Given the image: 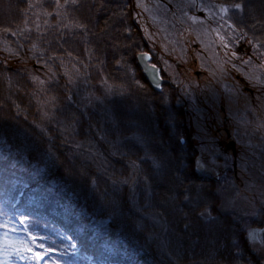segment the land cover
<instances>
[{"label": "rangeland", "instance_id": "374dc122", "mask_svg": "<svg viewBox=\"0 0 264 264\" xmlns=\"http://www.w3.org/2000/svg\"><path fill=\"white\" fill-rule=\"evenodd\" d=\"M96 1L0 0L1 7L10 5L8 17L16 24L9 22L0 29V158L16 149V143H22L27 148L35 147L32 153L41 159H52L57 149L52 148L51 143L60 141V132H67L68 124H73L72 127L77 125L71 117L72 112L86 109L90 98L96 101L95 93H99L103 106L108 102L115 104L114 111L121 121V129L131 130L127 137L119 134L116 149L123 150L126 144L131 145L130 140L141 141L146 146L141 149V156L149 157L152 161L144 162L135 172L140 168L153 172L155 179L149 178L152 193L148 195L154 198L148 204L133 205L137 206L145 220L153 218L155 207H161L163 215L154 217L160 224H142L138 214L128 208L111 213L112 219L119 222L122 230L130 233L124 244L104 241L105 230L100 226V221L94 220L92 212L80 213L83 217L80 223L72 212L69 213L72 220H66V215L61 213L56 217H61L62 221L45 217L46 213H57L61 206L69 208L71 205L74 208L75 203L71 201L67 206L65 196L69 190L62 194L59 184L52 189L48 178L35 175L36 171H32L18 150H14L12 156L20 162L21 169L17 168L9 174L4 168L5 185L11 188L15 202L51 226L57 245L67 251L64 254L79 251L83 242L89 240L88 246L83 249L89 252L94 250L95 254L85 256L86 264H229L235 260L223 254L238 246V250H243V243L250 244L248 257L251 258L248 264H264V189L261 187L262 182L264 185V174L248 176L245 173L247 166L244 169L235 167L234 152L230 159L221 152L217 125L205 122L207 132L204 129V134L193 137L187 131L191 117L189 109L187 111L182 106V99L189 94L191 104L203 110L210 108L222 112L219 106L224 99H229L237 110L231 114L233 119L223 120L224 114L221 113L223 115L220 114L221 122L218 125L236 131L230 140L244 146L238 161L247 160L245 152L252 159L256 158L258 148L253 147L247 137L258 145L260 140H264L263 74L261 65H255L253 61L255 55L264 61V0H105L110 5L122 4L121 11L125 9L131 18L126 33L127 47L116 59V65H119L116 70L105 67L102 60L103 48L106 47L107 53L111 54L116 45L111 43L109 47L103 41L108 35V27L93 36L96 46L88 48L90 55L71 57L64 54L74 53L76 47L73 44H77L83 34L86 35L90 21L99 23L104 20V16L95 9ZM237 3L241 5L239 9L233 7ZM221 7H227L228 12H221ZM214 16L217 29L212 31ZM113 18L117 19V23L111 22L109 32L117 36L118 42L122 38L118 28L128 17L117 15ZM200 19L205 26L195 22ZM44 22L48 24L51 35L44 37L43 41L33 39ZM190 32L204 52L194 54ZM6 39L10 44L6 45ZM241 44L251 47L242 48ZM52 47H57L58 52ZM81 52L85 53L84 50ZM140 53L149 54L151 64L154 65L155 60L159 63L168 82L162 85V91H153L152 99L155 102L135 97L131 105L124 106L128 94L145 96L146 86L141 84L136 73L137 68L146 78L138 58ZM130 60L133 64L126 66ZM194 60H198L201 66L215 67L218 75L209 71L201 79L198 78L192 74ZM177 63H181L180 66ZM12 66L16 69L13 70ZM36 66L38 68H34ZM54 66L57 67L55 75L52 73ZM243 66L246 68L242 71ZM20 69L24 70L23 75L17 73ZM89 71L92 74L88 76ZM115 72L134 76L139 82L134 84L133 89L124 90V80H117L120 82V89L117 90L106 77ZM45 74L50 76L43 77ZM57 77L64 78L66 82H55ZM236 78L246 83L242 87H231L229 84H234L231 80ZM166 95H170L167 101L162 100ZM215 112L212 114L216 115ZM237 122H244L248 126L252 122L260 123L261 130L246 135ZM90 124L93 126L92 122ZM211 126L214 132H210ZM180 134L184 136L180 138L181 145H178L177 152L182 153L184 158L181 160L178 156L171 171L163 174V158L166 156L158 155L170 139L178 140ZM76 135L84 139L81 132ZM32 140L40 142V145L29 144ZM87 140V161L94 159L96 154L100 156L106 152L101 140ZM187 144L195 147L196 157L192 158V150L189 154L185 153L186 149H190ZM221 145L227 147L225 143ZM263 153L264 150L260 149L257 160L261 159ZM217 156L224 157L227 162L217 160ZM189 159L191 163L196 162V174L189 172L184 165L186 161L189 164ZM36 160L39 168L43 169L44 165L39 159ZM55 165L58 166L57 163ZM97 166H101V162ZM204 167L212 171L201 172ZM228 169H232L230 175H226ZM30 171L31 174H28ZM22 174L35 176V179L23 184L19 180ZM237 177L242 183L243 193L235 189L233 181ZM204 179H214L215 182L205 185L202 183ZM162 185L175 187L178 190L175 193H182L186 198L178 201L175 197L157 194ZM118 189L116 185L109 190L102 188L103 192L110 194L109 202L113 192ZM216 194L219 201L212 203L210 197ZM76 196L85 198L80 193ZM93 207L97 213H101ZM101 223L108 221L101 220ZM232 223L239 225V229L232 230L233 235L225 238L217 235L223 226ZM70 232L80 236L75 239ZM144 232L157 236V239H144L141 235ZM237 253L245 255L243 252Z\"/></svg>", "mask_w": 264, "mask_h": 264}, {"label": "trees", "instance_id": "16d2710c", "mask_svg": "<svg viewBox=\"0 0 264 264\" xmlns=\"http://www.w3.org/2000/svg\"><path fill=\"white\" fill-rule=\"evenodd\" d=\"M96 2L97 3L95 6V9H97V12H99L101 15L104 16V20L99 21V23H94V22L90 21L88 24V31H87L86 35L83 34L81 40H79L77 44H73L76 47V50L74 51V53L71 51V52H64V54H67L66 56H71V57H82L85 54L90 55L88 48L90 46H96V43L95 42L93 43V36L95 35L96 32H99L101 30H105L108 27V30H107L108 35L107 36H109V37L106 36V38L103 39V41L109 47H110L111 43H113V44L115 43L116 45L113 48V53L108 54L106 49H105L106 47L103 48L104 43L102 41V48L104 49V54H103L104 56H103L102 60L105 61V64H104L105 67L112 69V70H116L119 67V65H116V59L119 56V54H121L123 52L122 49L127 47V42H126L127 35H126V33H127V26L130 27L129 20L131 18L129 16V14L126 13L125 9L123 11H121L120 7L122 6V4L110 5V4H107L105 0H97ZM10 9L11 8H10L9 4H7L5 6V8L0 6V16H3L6 14V16H3V17H5L7 19L6 22H4L0 19V29L2 28L3 25L8 24L9 22L15 24V22L11 18L8 17V15L11 13ZM117 15L120 17H123L124 15H126L128 17V20L125 21L123 23V25H121L118 28L119 33L122 36V38L118 42H116L117 36H115V34H113V32H109L112 29L111 27L109 28V25H112L111 22L117 23V21H116L117 19L113 18L114 16H117ZM90 18H95V17H90ZM45 22H49V20H46ZM50 33L51 32H48V24L45 23L41 27V29L37 32V34L35 36H33V39L38 38L41 41H43L44 37H48L51 35ZM43 34H45V35H43ZM27 39H28V37L26 39H24V41ZM5 43H6V45H8V44H10V41L8 39H6ZM52 48L58 52L57 47H52ZM60 49L65 50L67 48H60ZM82 50L85 51L84 54L81 52ZM93 51L95 54V50H93ZM131 64H133L132 60H130L126 64V66H129ZM12 68H13V70L16 69L15 67H12ZM34 68H38V66H36ZM52 73L54 75L57 74V67L54 66ZM119 73H122V72H115L111 76H108V75L106 76L107 79L114 85V87L117 90L120 89V82H118L119 80L117 81V79H115V78H116L117 74H119ZM136 73H137V76H138L141 84L145 85L146 87L147 86L151 87L149 80L147 79L148 77L146 74H145L146 75V78H145L140 73L139 69H137V68H136ZM90 74H92L91 71H89L88 76ZM114 75H115V77H114ZM42 76L47 77L50 75L45 74ZM128 76H130V75H128ZM128 76L125 73H122V80H124L125 84H126V77H128ZM93 77L95 78L94 74H93ZM131 77H133L137 81V79L134 76H131ZM122 80H120V81H122ZM55 82L61 84V83H65L66 80L62 77H57ZM163 84H165V83H163ZM103 89H102V91H103ZM95 95H96V104H92V105L89 104V106H87L86 109H84L83 111H79L78 113L80 114V117L86 118L87 124L90 127H94L95 131L98 132L100 135L105 136L104 139H106V140H109V141H115L116 140L117 141V139L119 138V134L123 137H127L131 130L127 129V128H123V127L121 129V121H120L119 117L115 114V111H114V108L116 107L115 104H112V102H108L106 104V106H103V104L101 102L102 96L99 93H95ZM114 96L117 97V94H114ZM124 96L126 98V94H124ZM135 97L139 98V99L143 98L144 100L149 101V102H155V100H153L152 98L146 97V99H145L143 96H139L136 94H128V96L126 98L127 102H124L123 105L124 106L131 105V102L135 101ZM162 100L167 101V98L163 97ZM113 101H115V100H113ZM118 109L122 110L119 107H118ZM160 109H165V108H160ZM96 111H101L102 117H98L97 115H95ZM75 114H77V113L72 112V114H71L72 119L75 116ZM260 117H262V116H260ZM90 122L93 123V126L90 124ZM254 124L258 130L257 132H260V130H261L260 123H254ZM239 125L244 129L246 135H250L251 133H254L253 131H251V125L248 126L244 122L239 123ZM206 126H207V123L204 125V129L207 132ZM107 130H113V131L119 130V132L116 135L113 134L110 138H107L108 137ZM120 130H121V132H120ZM154 133H155V135H157V132H154ZM60 138H61L60 141H54L51 143V147L57 149V154L54 155L52 160H54L55 162H58V163L59 162L65 163L64 168L68 172H67V174H62L60 176V179L62 181H66L68 177L73 180V186L75 187V189H69V193L67 194V197H68V199L71 200L75 196V194H77L79 192L85 198L89 199L92 197V194L90 192V186L93 184H96L95 169L100 167V166H97V163L100 161L97 158L96 159L92 158V159L88 160L86 162V166H85V168L87 169V171L85 173L84 168L77 164V161L80 158V157H77V154H81V151L77 152L74 155L73 151L71 149H67V147L63 144L64 140L72 139L73 134L62 131V132H60ZM76 139L79 140L80 139L79 136L76 135ZM247 139L249 142H251L250 143L251 145L259 146V148L257 150L256 158L254 159V162L247 165L246 171L248 173V176H254L258 173L264 174V153H263L261 159L257 160V158L259 156L260 149L264 150V140H260L259 145H258L256 141L251 140L248 137H247ZM130 141H131V145L126 144L125 148L121 151L125 155H130L131 159H133V158H135L133 153L137 152L139 149L140 150L142 148L145 149L146 146H144L143 144L140 145V143L137 141H132V140H130ZM97 142H99V141H97ZM86 143L88 144L87 139H86ZM29 144L40 145V142H38L36 140H32L29 142ZM14 150L15 151L18 150L19 155H21L28 162V165H29V167H31L32 171H36L35 175H37L38 177H44V178L47 177L49 183H51L52 189L57 187V185H58L57 181L54 179V182H52L53 178L50 177L45 172L44 168L43 169L39 168L36 158L29 156V155L33 154L32 153L33 150H36L35 147H28L27 148L22 143H16V149H14ZM14 150L9 151L6 154V157L0 158V193H1L0 206H2L4 212L12 213V216L14 218H20L21 216L26 215L27 217H29L31 219V222H30L31 228H29V230L33 231L34 234H36L38 237L44 236V237L48 238L46 246L50 247L51 253H50L49 257H45V260H47V264H50L52 253H58V255H59L57 264H79V262H77V261L70 260L67 256L68 254H64L67 251H64L57 244L54 243V241H56L54 230L51 228V226L46 221H44L42 218H40L38 215H36L32 211H29L27 208L21 207L20 209H18V207H17L18 202H15V199H14L12 193L10 192L11 188L9 186H6L5 181H4V173H5L4 168L7 170V173H9V174L14 173L17 168L21 169L20 162L15 157L12 156L14 154L13 153ZM105 151L106 152L108 151V148L106 146H105ZM162 153H164L166 156V158L164 159V163H163L164 167H162V173L168 174L171 171V169L175 166V163L177 160V159H175L174 161H172V159H171L172 155H176V154L179 155V153H177V147H175L174 145H171L169 143V141L166 144ZM71 159H73V160H71ZM122 161H125V160L121 159V160L115 161L113 163V165L111 166L112 170L118 171L120 168V163ZM138 167H136L135 169H137ZM187 169L192 174H196V170H197L196 162L193 161ZM228 170L232 171V169H228ZM32 171H30V173H28V174H31ZM148 173L150 175L149 178L151 180H154L155 178L152 177L153 172H151V170H149ZM28 174L26 176L24 174H22L19 177L20 182H22L23 184H25V183L29 184V182L31 180L35 179V176H30ZM149 178L147 180V186H146V191H145L144 197H143V199L138 200L136 202V204L145 205V204H148L154 198V197L148 195L149 192L152 193V187H151V182L149 181ZM214 182H215L214 179L202 180V183L205 185H209V184L214 183ZM262 183H261V187H262V189H264V185ZM82 187H83V189H82ZM100 190H101V193L103 196L105 195L107 198H110V194H106L105 192H103L101 187H100ZM4 192H5V194H4ZM155 196L158 197V195H156V194H155ZM214 198H215V201H214ZM51 199H52V197H51ZM111 199L116 200V201L122 200L121 197H119L118 195H115V194H113L111 196ZM210 201L212 203L218 202L219 196L217 194L214 197L211 196ZM92 204L96 208L99 209L101 202H97V201L95 202L94 201ZM71 208H72L71 205H70V209L65 207V206H61V208L59 209V211H57V213H46L44 216L51 218V217H56V214L61 213L63 215H66V220H69V219L72 220V217L69 215V213L71 212ZM129 209L135 211L138 214L139 222L142 224H160L159 221H157L154 217L163 215V209L161 207H155L153 209L154 210L153 211L154 212L153 218L145 220V219H143L142 213H141V211L138 210L137 206L133 205V206L129 207ZM19 210H22L24 212H19ZM99 210L101 212H107V209L104 206L101 207V209H99ZM0 216H1V214H0ZM0 222H3V220H0ZM8 227L9 228L17 227L18 229L20 228L16 224V222L12 223L11 225L8 224ZM235 228L239 229V225L237 223L225 225L217 233V235L221 238H225L228 235L231 236L234 234L231 232ZM4 230L5 229H0V232H2ZM15 235L26 236L27 234L24 233L23 231H18L17 233H15ZM141 235H142V237H145L144 239H149L150 241H155L157 239V236L151 235V234L146 233V232L142 233ZM238 247H240V246H238ZM238 247L232 248V250H229L228 252L224 253L223 256L229 258L230 260H235L229 264H248V262L251 258V257H248L250 254V244L243 243V245H242L243 250H238ZM77 252L78 251H75L72 253H77ZM237 252H243V253H245V255L240 256ZM77 254H79V253H77ZM77 254H71V255L76 256ZM208 263L216 264L215 262H208ZM0 264H25V262L18 261L13 256V254L11 252L5 253L3 251H0ZM40 264H44V261H41ZM84 264H86V262Z\"/></svg>", "mask_w": 264, "mask_h": 264}, {"label": "bare ground", "instance_id": "6f19581e", "mask_svg": "<svg viewBox=\"0 0 264 264\" xmlns=\"http://www.w3.org/2000/svg\"><path fill=\"white\" fill-rule=\"evenodd\" d=\"M221 1H223V0H220L219 2H221ZM226 1H228V0H226ZM3 16H6V14ZM3 16H0V19L2 21L6 22L7 19ZM195 22L203 24L201 19L198 21H195ZM212 23L214 24V27L211 28V30L213 31V29H217V20H216L215 16L212 19ZM203 25L205 26V24H203ZM204 29H205V27H204ZM204 29H203V32H204ZM189 31H187V32H189ZM208 31L210 32V29H208ZM258 33H259V35L262 34L261 32H258ZM189 34H191V32ZM198 46H199V43L197 41V38L193 39L192 43H191V47H192L193 51L195 52L194 53L195 55L198 52ZM241 47L242 48H249V47H251V45L248 46V45H242L241 44ZM147 52H152V51L147 50ZM140 54H142V53H140ZM140 54H138V58H139ZM85 55H87V54H85ZM253 61H254L255 65L256 64L261 65L262 74H263L262 81L264 82V61H263V59L261 57H257L255 55ZM195 63H197V62L195 61ZM180 64L181 63H177V66H180ZM154 65H156V67H158L160 69V74H161L163 83L166 84L168 82V79L163 74L162 68L156 60L154 61ZM140 66H141V64H140ZM12 67H15V66H12ZM244 68H246V67H244V66L241 67V70L243 71ZM195 70L201 71L203 69L198 67V68H195ZM209 71L212 74H215V76L218 75L216 73L217 71H216L215 67H210ZM17 73H20L21 75H23L24 71L22 69H20ZM144 73H145V71H144ZM236 73H237V70H236ZM116 79L119 81L122 80V73L117 74ZM147 79L149 80V83H150L152 88H150L148 86L145 88V90H144L145 96L144 97L152 98L154 96L153 90L154 91H157V90L154 88L151 79L150 78H147ZM137 82L138 81H136L131 76L126 77V84H125L126 86H125L124 90L133 89L134 84ZM231 82L234 83L233 85L229 84L231 87H242L243 86L242 81L238 78H236V80L235 79L231 80ZM165 97L168 99L170 97V95H166ZM182 100H183L182 106L186 107L187 111L189 109L188 114L191 117H190V124H189V127L187 128V131H189V133L193 137H196L200 134H204V123L205 122H207L211 125H217L216 126V134L218 135V137L220 139L219 145L221 148V152L225 156L229 157V159L231 157L232 152H234V156L236 158L235 167L238 166L241 169H244L248 164L254 162V159H252L249 155H247V152H245V158L247 160H239L238 161L239 154L242 150H244V146L237 144V143L230 140V138L233 137V134L236 133V131L231 130V129L228 130L224 127H221V125H218L221 122L220 117H219L221 113L224 114V115L221 114V115H223V118L228 117L229 119H233L231 114H233L237 110L236 106L229 103V99H224L223 104H221L219 106L218 109H221L222 112H215L214 110H212L210 108L208 110H203L200 107L191 104L189 94L187 96H185ZM89 104H91V105L96 104V101L94 99L90 98ZM212 112H215L216 115L212 114ZM95 115H97L98 117H102V112L96 111ZM73 119L77 123V125H74L72 127L73 124H68L67 130H66L67 133L73 134V138L69 139V140H64L63 144L67 147V149H71L73 151L74 155L77 152L81 151V154H77V157H80L77 161V164L84 168L85 173L87 170L85 168V166H86L87 156H88V150H87V147L85 146V145H88L86 143L87 138L93 139L95 141L101 140L102 145H105L108 148V151L101 153L100 156L98 154L95 155V158L99 157V161L101 162L102 165L95 169L96 184H93L90 186V192L92 194V197L87 199V198L76 196L70 200V199H68L67 196H65L66 200H68L67 206H69L71 201H73L75 203V207L71 208V212L76 215V220L79 223L83 221V217L80 215V213L81 214H84L85 212L94 213V220L100 221V226L105 230L104 241H106L108 243H124L125 244V243H127L126 236H130V233L127 230L123 231L122 226L119 224V222L114 221V219H112L110 214L115 212V211H118L120 209H123V208L129 209V207L133 206V203H136L138 200L143 199L145 191H146L147 180L150 177V175L147 171H144L143 168H140L139 170H136V172H135V168L142 165L144 162H147V163L151 162L152 159L149 157H146V156H141L143 153L140 149L135 153V156H137V157L131 159L130 155H125L122 153L121 150L116 149V140L115 141H109V140L104 139L105 136H102L99 133H97L95 131L94 127H90L86 122V118H81L79 113L75 114ZM70 127H72V128H70ZM210 130H211L210 132H212V131L214 132L212 126L210 127ZM251 131H253V132L258 131L253 122L251 124ZM77 132H81L84 135V140L83 139H79V140L76 139ZM118 132H119V130L118 131L107 130V133H108L107 138H110L113 134L116 135ZM183 136H184L183 134H180L178 137V140L170 139L169 143L178 148V145H181L180 138ZM222 140L225 142H221ZM181 141L185 142L184 139H182ZM139 143L141 145V141ZM221 143L222 144L225 143V145L227 147H222ZM187 145L189 146L190 149H186L185 153L189 154L192 150V151H194V152H192V154H193L192 158L196 157L195 147H192L189 144H187ZM253 147L259 148V146H253ZM177 153H179V152H177ZM163 154L164 153L159 154L158 157H161ZM29 156L39 159V161L44 165L45 172L50 177L55 179L57 181V183L61 186L60 189L62 191V194H65V190L75 189V187L73 186V180L71 178L68 177L66 181H62L60 179V176L62 174H67V173L63 172V171H66L63 163L55 162L52 159H50V160L41 159L40 157L35 156L34 154L29 155ZM138 156H140V157H138ZM178 156H180V159L183 160V158H184L183 154L179 153V155H177V154L172 155V157H171L172 161L177 159ZM165 158H163V159H165ZM121 159H124L125 161H122L120 163V168L118 171H113L111 166L113 165V163L115 161L121 160ZM191 159H189V164L187 163V161L185 162V164H184L185 167H189V165L191 163ZM71 160H73V159H71ZM217 160L227 162V160H225L224 157H220V156H217ZM55 163H57L58 166H56ZM185 167L183 166L184 169H186ZM208 171H212V170H209V167L208 168L204 167L203 171L201 170V172H203V173H205V172L207 173ZM245 172L248 175L246 170H245ZM231 173H232L231 170L226 171V175H230ZM139 180H142V181H139ZM233 182H234V186H235L236 191L238 193H243L244 189L242 188V183H241V181H239V178L237 177ZM114 185L119 186V189L117 191H114V192L112 191L113 194L118 195L119 197H121L122 200L116 201V200L111 199V201L109 202L108 201L109 198H107L105 195L104 196L102 195L100 187L109 190ZM82 189H83V187H82ZM177 191L178 190L175 187L169 188V187L162 185L157 190V194H159L161 196H172V197H175L176 200H178V201H183L186 197L182 193H175ZM94 201L95 202L96 201L101 202L99 209H101V207L104 206L107 209V212L97 213L93 207V204H92ZM240 206L244 207V204H241ZM69 209H70V207H69ZM104 214L106 216L101 220H106V221H108V223H101V220L99 219ZM50 219L51 220H58V221L63 220L61 217H51ZM70 233H71V235L74 236L75 239L80 236L74 232H70ZM87 233H90V232H87ZM87 238H89V237H87ZM88 241L89 240H86L85 242H83V244L81 245L82 247H80V250L77 252L79 254L73 253V254H77L76 256L68 254L67 255L68 258L70 260H74V261L79 262V264H84L86 262L85 256L95 254L94 250H91L90 252L84 251L83 248L88 246L87 245ZM54 243L57 244L56 241H54ZM58 258H59L58 253H52L50 264H57Z\"/></svg>", "mask_w": 264, "mask_h": 264}, {"label": "snow or ice", "instance_id": "6c2138e0", "mask_svg": "<svg viewBox=\"0 0 264 264\" xmlns=\"http://www.w3.org/2000/svg\"><path fill=\"white\" fill-rule=\"evenodd\" d=\"M75 2V0H73ZM195 2V0H192ZM234 8L239 9L240 4H234ZM221 12L227 13V7H221ZM153 73H155V67L152 68ZM159 87V85H156ZM19 229L17 227H8V222H0V229H5L0 232V251L5 253L11 252L13 256L18 260L25 262V264H40L41 261H44V264H47L45 257H49L51 253L50 247L47 245V237L37 236L33 231L29 230V225L25 220H20ZM18 231H23L26 233V236H17L15 233ZM75 247V245H72Z\"/></svg>", "mask_w": 264, "mask_h": 264}, {"label": "water", "instance_id": "95a60500", "mask_svg": "<svg viewBox=\"0 0 264 264\" xmlns=\"http://www.w3.org/2000/svg\"><path fill=\"white\" fill-rule=\"evenodd\" d=\"M150 60H151V56L147 53L139 55V62L143 70L145 71L146 75L148 76V78L151 79L154 88L157 91H161L163 80H162L160 71L156 66H154L155 73H153L152 71L153 65L150 63ZM156 85H159V87H157Z\"/></svg>", "mask_w": 264, "mask_h": 264}, {"label": "flooded vegetation", "instance_id": "af4514ba", "mask_svg": "<svg viewBox=\"0 0 264 264\" xmlns=\"http://www.w3.org/2000/svg\"><path fill=\"white\" fill-rule=\"evenodd\" d=\"M189 35L191 36V39H195L192 33L189 34ZM198 52H204L203 49H202V46L200 44L198 46ZM195 61L197 63L194 62L192 74H194L195 76H197L198 78L201 79L203 75H205L207 72H209L210 67L209 66H206V67L205 66H201L198 63V60H195ZM198 67L203 69V70H201V71L195 70V68H198ZM242 83L245 84L246 82L242 81ZM224 119H229V118L228 117H224L223 120ZM237 124H239V123L237 122Z\"/></svg>", "mask_w": 264, "mask_h": 264}]
</instances>
